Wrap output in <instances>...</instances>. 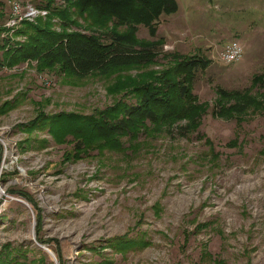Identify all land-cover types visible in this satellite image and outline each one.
I'll use <instances>...</instances> for the list:
<instances>
[{"label": "rangeland", "instance_id": "rangeland-1", "mask_svg": "<svg viewBox=\"0 0 264 264\" xmlns=\"http://www.w3.org/2000/svg\"><path fill=\"white\" fill-rule=\"evenodd\" d=\"M14 1L43 3L0 0V25ZM176 1L177 10L158 21L162 51L210 60L193 84L209 108L191 134L149 139L136 154L92 151L68 160L73 143L20 125L40 112L105 107L114 100L105 89L113 78L74 84L34 62L0 67V106L10 102L0 113V248L21 245L34 264H264V111L248 114L240 129L211 114L215 86L248 88L264 72V0ZM137 36L151 38L143 25ZM231 40L241 58L220 62L217 51ZM163 64L159 56L152 67ZM125 235L149 244L124 254L108 246Z\"/></svg>", "mask_w": 264, "mask_h": 264}, {"label": "trees", "instance_id": "trees-1", "mask_svg": "<svg viewBox=\"0 0 264 264\" xmlns=\"http://www.w3.org/2000/svg\"><path fill=\"white\" fill-rule=\"evenodd\" d=\"M60 1L43 0L36 8L45 11L44 15L23 19L13 36L0 38V67L34 62L38 71H59L74 84L88 76L113 78L105 89L114 100L89 114L40 112L20 126L29 132L46 130L57 143H73L65 153L68 160L92 151L102 154L129 150L136 154L149 139L173 131L187 135L199 130L209 104L199 100L193 84L197 72H203L210 60L201 54L163 52L164 39L155 38L159 18L177 10L176 0ZM140 25L147 28L151 38L137 36ZM3 31L8 28L0 25V33ZM159 56L165 64L152 67ZM9 107L10 102H5L0 113ZM262 111L264 72L253 74L248 88L215 86L211 110L214 117L234 119L240 129L248 114ZM206 143L212 151L209 138ZM111 240L107 245L122 254L138 243L140 247L149 244L143 237L136 240L127 235ZM27 252L21 245L7 242L0 248V264H34Z\"/></svg>", "mask_w": 264, "mask_h": 264}, {"label": "built area", "instance_id": "built-area-1", "mask_svg": "<svg viewBox=\"0 0 264 264\" xmlns=\"http://www.w3.org/2000/svg\"><path fill=\"white\" fill-rule=\"evenodd\" d=\"M25 10V11H24ZM26 12V13H25ZM25 13V14H24ZM36 13L44 15L46 12L39 9H34L32 7H27L26 5L22 7L20 3L14 1L11 7L10 18L5 23V26L12 27L19 24L23 19H33V15ZM6 37V32L0 33V38ZM242 47L235 41L231 40L226 42L219 51H217L216 58L223 63L236 62L241 58Z\"/></svg>", "mask_w": 264, "mask_h": 264}, {"label": "bare ground", "instance_id": "bare-ground-1", "mask_svg": "<svg viewBox=\"0 0 264 264\" xmlns=\"http://www.w3.org/2000/svg\"><path fill=\"white\" fill-rule=\"evenodd\" d=\"M17 2V1H16ZM21 5V4H20ZM26 5V4H25ZM24 5V6H25ZM22 6V5H21ZM24 6H22V7H24ZM10 15H11V13H10ZM8 20V19H7ZM5 27H7L8 28V31H9V29H10V31H12L15 27H8V26H5ZM5 29V28H4ZM7 31V32H8ZM45 248V247H44ZM46 251L51 255V257H54V254H53V252L51 251V250H49V249H46Z\"/></svg>", "mask_w": 264, "mask_h": 264}]
</instances>
